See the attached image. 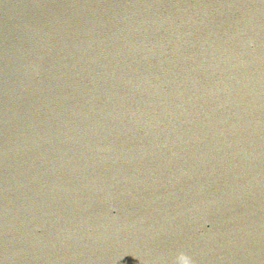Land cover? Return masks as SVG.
Masks as SVG:
<instances>
[{"label": "water", "instance_id": "1", "mask_svg": "<svg viewBox=\"0 0 264 264\" xmlns=\"http://www.w3.org/2000/svg\"><path fill=\"white\" fill-rule=\"evenodd\" d=\"M0 264H264V0H0Z\"/></svg>", "mask_w": 264, "mask_h": 264}]
</instances>
